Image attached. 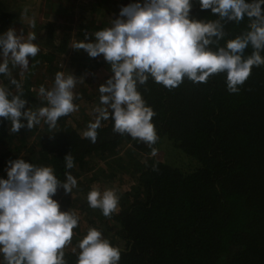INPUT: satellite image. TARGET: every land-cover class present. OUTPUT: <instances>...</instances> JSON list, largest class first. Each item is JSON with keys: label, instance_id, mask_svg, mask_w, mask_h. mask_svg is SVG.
<instances>
[{"label": "trees", "instance_id": "obj_1", "mask_svg": "<svg viewBox=\"0 0 264 264\" xmlns=\"http://www.w3.org/2000/svg\"><path fill=\"white\" fill-rule=\"evenodd\" d=\"M191 3L190 18L205 21L219 18L211 9L202 10L199 0ZM6 6L0 0V35L10 29L18 16ZM31 20L22 23L18 32L25 38L29 33L36 34L33 43L38 45L39 52L29 57L30 69L37 63H45L50 70L58 55L66 52L70 34L62 31L58 37L60 26L54 21H35L32 28ZM249 23L247 16L238 24L228 22L226 35L218 46L226 47L227 40L248 30ZM85 29L90 27L81 24L76 28L79 38ZM91 33L92 42L95 32ZM218 46L211 47L216 50ZM80 50L79 64L85 70L88 68L90 74L103 67L109 71L108 76L113 75L104 58L91 60L87 52L83 55L85 50ZM252 51L249 45L244 57ZM261 56L264 57V51ZM9 69L11 77L0 74V86L13 95L22 92V98L28 102L24 110L47 106L39 93L30 90V72L21 79L11 62ZM81 72L78 71L82 76ZM11 79L19 83V89ZM238 87V93H230L223 72L211 75L206 83L185 78L172 89L156 83L151 76L146 84H137L146 106L155 113L152 123L159 139L153 147L159 154V147L166 144L184 158L195 159L197 166L187 171L158 155L152 157L146 143L127 133L114 132L111 115L101 121L97 140L92 143L83 136L84 129L73 113L60 117L55 127L41 120L40 125L31 130L24 127L18 133H10V121L0 117V170L10 160L22 158L36 166L51 167L61 182L66 181V173L79 178V188L73 191L83 185L84 201L78 204L76 195L72 202L66 197L62 208L79 217L72 240L64 249L66 264H77L78 244L93 227L112 246L120 248L118 264H264V65L253 66L250 76ZM88 92L83 90L74 99L75 104L83 101L81 109L92 98H99L98 93ZM21 122L27 124L26 120ZM125 143L129 145L126 154L131 157L128 168L120 165L122 168L114 170V165L125 163L119 153ZM68 154L74 158L72 169L66 168L64 158ZM96 157L105 166L98 172H90ZM153 165L157 171L152 170ZM104 179L130 182L125 190L115 191L119 202L110 217H105L99 208H91L87 200L93 189L89 185Z\"/></svg>", "mask_w": 264, "mask_h": 264}, {"label": "clouds", "instance_id": "obj_2", "mask_svg": "<svg viewBox=\"0 0 264 264\" xmlns=\"http://www.w3.org/2000/svg\"><path fill=\"white\" fill-rule=\"evenodd\" d=\"M202 10L218 14L216 20L190 18L191 0H143L121 7L111 27L94 33L92 42H79L73 48L83 49L92 58L103 55L113 75L99 87L100 103L94 122L83 136L92 143L102 120H114L113 131L129 134L148 145L151 156L158 155L153 147L159 139L152 118L137 84H146L149 76L168 89L178 87L185 78L194 83H206L213 74L226 73L227 90L238 93L251 74L253 66L264 65V0H199ZM247 16L248 30L218 46L226 35L228 22L240 23ZM35 19L31 27L35 28ZM85 35L88 40L89 35ZM36 34L27 38L9 29L0 35V74L11 77L9 63L26 70L29 57L39 52ZM212 45H217L213 50ZM251 45L252 54L244 57ZM77 77L58 72L50 90L43 86L39 94L47 106L37 110L25 109L23 93L11 94L0 86V117L10 121V133L27 127L31 130L41 120L55 127L62 116L77 111L73 103ZM11 83L20 88L15 79ZM11 97V98H10ZM111 110V113L109 112ZM26 120L25 125L21 121ZM66 168L74 167L71 154L65 156ZM7 179H0V254L3 264H66L64 249L70 244L79 217L74 211H61L53 199L58 188L72 193L76 178L66 173L61 182L51 167L36 166L19 158L8 162ZM157 171L156 165L152 166ZM89 206L99 208L105 217L117 211L119 197L115 190L93 188L87 196ZM77 264H118L121 250L111 245L101 231L89 228L79 242Z\"/></svg>", "mask_w": 264, "mask_h": 264}, {"label": "rangeland", "instance_id": "obj_3", "mask_svg": "<svg viewBox=\"0 0 264 264\" xmlns=\"http://www.w3.org/2000/svg\"><path fill=\"white\" fill-rule=\"evenodd\" d=\"M6 3V7L18 14L17 20H15L11 24V29L16 30V34L19 35V31L22 29V23L27 24V21L31 19H35L37 23H44L45 21H54L60 27L57 29L58 37L61 36L62 31L67 32L70 34L69 45L63 54H59L56 60L53 62L52 68L49 70L46 67L45 63H37L33 68L30 69L31 61L29 59V66L26 70L17 66L18 74L20 75L21 79L25 76V74H29L30 81L32 85L30 86L31 91H35L39 93V89L43 86L46 90H50L54 85L55 75L58 72H63L66 76L70 73L77 77V82L75 88L73 89L74 94L78 95L83 90H88L91 94H99V98H92V102H88L85 104L84 108H79L83 106V101H79L77 104L78 110L72 112L73 118L79 123L84 131L87 130V126L90 122H94L97 116V113L94 111L97 107H102L100 103V92L99 87L101 85L106 84V81L111 78L108 76V72L103 68L99 67L98 69L94 70L93 73L88 72L85 70L84 66H80V51L73 48L76 43H79V39L85 42H91V32H96L99 30L104 29V25L108 24L107 27H111L112 19H116L119 16L121 7L127 6L131 3L141 2L143 0H2ZM49 15V16H47ZM89 26L90 29H85L84 32L89 35L88 40H85V35L79 38V35L76 33L78 26L80 25ZM9 30V29H8ZM5 30V33L8 31ZM84 33V34H85ZM46 48H43V51H46ZM79 51V53H78ZM86 51L83 52L85 55ZM104 58L101 54L98 57L89 59L98 60ZM88 59V60H89ZM87 60V61H88ZM85 70V71H84ZM78 71H82L83 75L81 76ZM81 72V73H82ZM109 77V78H108ZM86 80V81H85ZM94 97V96H93ZM40 125V124H39ZM128 144H122L119 150L120 155H123L125 159V163L121 162L119 164L114 165V170L116 168H122L120 165H126L128 168V162L130 161L131 157L126 154V148ZM128 155V156H127ZM158 157L161 160L171 163L173 166H176L184 171H187L191 168L197 166L196 160L189 158H184L182 155L179 154L177 151H172L171 147L162 144L159 147V154ZM91 157H89L90 159ZM88 160V158H87ZM95 167L90 170V172H98V170L102 169L105 166V162L101 160V158L96 157V160L92 165ZM9 165L6 166L4 169L0 170V179H7V169ZM112 167V168H113ZM90 169V167H89ZM88 169V170H89ZM119 173V172H117ZM79 180V178H76ZM127 182H120L114 181L110 182L108 179L104 180H97L91 183L89 186L90 188H98L101 191L107 189H112L115 191H122L125 190L127 185L130 183ZM107 183V185H103ZM78 184V182H77ZM87 184V180H86ZM100 184V185H99ZM79 188V187H75ZM81 188L84 189V186L81 185ZM74 189V188H73ZM72 190V193H65L63 188L57 190L56 195L53 197L58 203L60 204V210L62 211L63 203H65L66 197H68L69 202L74 201V196L78 198L77 203L82 204L85 199V192L83 190ZM76 204V207L79 205ZM78 236L77 239H79Z\"/></svg>", "mask_w": 264, "mask_h": 264}]
</instances>
